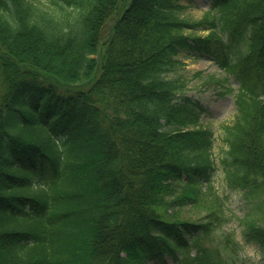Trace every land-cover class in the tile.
<instances>
[{
  "label": "trees",
  "instance_id": "obj_1",
  "mask_svg": "<svg viewBox=\"0 0 264 264\" xmlns=\"http://www.w3.org/2000/svg\"><path fill=\"white\" fill-rule=\"evenodd\" d=\"M207 1L189 20L180 0H0V264H244L215 233L204 108L170 73L187 51L238 81L220 166L264 193V0ZM242 222L264 259V222Z\"/></svg>",
  "mask_w": 264,
  "mask_h": 264
},
{
  "label": "rangeland",
  "instance_id": "obj_2",
  "mask_svg": "<svg viewBox=\"0 0 264 264\" xmlns=\"http://www.w3.org/2000/svg\"><path fill=\"white\" fill-rule=\"evenodd\" d=\"M33 1L40 5L46 3V0ZM180 3L184 5L180 15L189 20L200 19L209 7L207 0H180ZM194 33L205 36L207 30L197 29ZM177 57L181 63L170 75L177 76L183 83V88L180 91L183 96L190 97L204 108V111L200 113L199 122L213 132L211 156L215 164V171L212 174V180L215 190L223 199V216L225 218L215 233L218 236L224 233H233L234 238L239 242L238 252L244 264H264L258 246L255 243L245 242L242 237L243 219L252 223H255V220L264 222V200L260 199L264 198V193L256 197H246L243 191L227 185L220 166V159L224 156L227 148L223 128L225 125L233 123L237 113L234 94L238 81L232 75H228L208 56L181 51ZM177 100L180 101V99ZM258 204L259 206H257ZM169 262L172 264L170 259ZM147 264L158 263L148 261Z\"/></svg>",
  "mask_w": 264,
  "mask_h": 264
}]
</instances>
